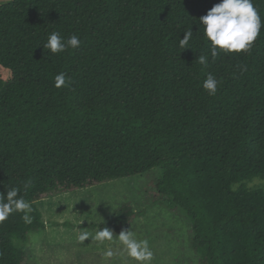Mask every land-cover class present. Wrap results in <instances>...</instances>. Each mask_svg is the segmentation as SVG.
Wrapping results in <instances>:
<instances>
[{
	"label": "trees",
	"instance_id": "obj_1",
	"mask_svg": "<svg viewBox=\"0 0 264 264\" xmlns=\"http://www.w3.org/2000/svg\"><path fill=\"white\" fill-rule=\"evenodd\" d=\"M218 2L0 4V193L18 187L32 205L31 223L21 212L0 223V264H27L29 233L47 227L36 201L154 169L200 264H264V190L247 186L264 181V0H252L262 27L251 50L213 58L199 17ZM53 31L80 46L51 53ZM209 73L214 95L201 86ZM136 217L122 204L98 228L115 237Z\"/></svg>",
	"mask_w": 264,
	"mask_h": 264
},
{
	"label": "rangeland",
	"instance_id": "obj_2",
	"mask_svg": "<svg viewBox=\"0 0 264 264\" xmlns=\"http://www.w3.org/2000/svg\"><path fill=\"white\" fill-rule=\"evenodd\" d=\"M8 0H0L5 3ZM159 170L106 181L71 192L50 194L34 204L47 227L31 232L23 245L29 252L27 264H140L130 258L118 239L103 242L78 240L82 232L95 235L122 204L137 213L131 230L137 239H147L153 252L150 264H200L191 247L186 216L161 201L155 192ZM248 187L264 190V181L254 179ZM50 222L61 225L49 226ZM111 249L113 255L106 256Z\"/></svg>",
	"mask_w": 264,
	"mask_h": 264
},
{
	"label": "clouds",
	"instance_id": "obj_3",
	"mask_svg": "<svg viewBox=\"0 0 264 264\" xmlns=\"http://www.w3.org/2000/svg\"><path fill=\"white\" fill-rule=\"evenodd\" d=\"M199 24L203 26V35L210 42L213 58L218 55L219 51L224 53L250 51L262 27L261 17L252 0H219L205 15L199 17ZM191 38L192 31H184L183 38L179 39L180 50L188 47ZM80 44L81 40L75 34L65 40L59 32L53 31L42 45L44 49L56 54L62 53L67 47L78 48ZM198 59L201 64L208 62L204 55H200ZM218 84L219 81L209 73L202 81L201 86L209 95H214ZM54 85L57 88L66 85L65 73L60 72L55 75ZM31 211V203L20 195L18 187H11L6 192L0 193V223L7 220L14 212L23 213L21 218L24 222L31 223L32 218L29 215ZM88 238L99 242L111 241L113 240V231L103 227L98 228L94 236L89 232H82L78 235V240L81 243ZM118 239L130 258L140 264H150L153 252L147 239H137L136 234L131 230L120 231ZM105 255L111 257L113 252L109 249Z\"/></svg>",
	"mask_w": 264,
	"mask_h": 264
}]
</instances>
